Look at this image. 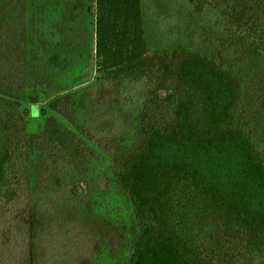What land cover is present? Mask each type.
I'll use <instances>...</instances> for the list:
<instances>
[{
  "label": "trees",
  "instance_id": "1",
  "mask_svg": "<svg viewBox=\"0 0 264 264\" xmlns=\"http://www.w3.org/2000/svg\"><path fill=\"white\" fill-rule=\"evenodd\" d=\"M85 1L93 17L94 72L141 83L155 111V123L122 159L117 176L137 225L127 264H223L215 254L226 247L245 264H264V151L247 128L237 73L200 53H151L141 0ZM208 4L195 0L194 11ZM255 7L259 21L231 34L264 60V0ZM9 19H0V206L13 207L15 155L26 144H40L51 160L57 152L50 165L65 172L80 143L39 107L41 132L26 134L16 114L28 66L26 32L18 18ZM56 61L49 58L51 66ZM36 94L29 89L30 107L38 106ZM60 99L49 108L71 121ZM69 192L79 199V180ZM203 220L217 226L220 247L213 254L198 230ZM3 251L0 264H7Z\"/></svg>",
  "mask_w": 264,
  "mask_h": 264
},
{
  "label": "rangeland",
  "instance_id": "2",
  "mask_svg": "<svg viewBox=\"0 0 264 264\" xmlns=\"http://www.w3.org/2000/svg\"><path fill=\"white\" fill-rule=\"evenodd\" d=\"M141 1L151 53H200L237 73L247 128L264 151V60L231 34L259 21L255 0H209L202 13L194 11L195 0ZM14 18L25 28L28 49L16 111L26 134L41 132L39 107L80 144L65 172L51 167L58 153L51 151V160L40 144L28 143L15 155L12 181L18 200L13 207L0 206V249L6 263L14 264L11 259L20 255L16 264H127L137 225L117 176L122 159L155 123L146 90L137 81L94 72L93 17L85 0H0V19ZM54 55L57 61L51 66ZM31 88L38 106L30 107ZM57 98L71 121L49 108ZM75 179L82 189L79 199L69 192ZM198 230L211 254L219 250L214 222L203 220ZM234 251L226 247L215 255L223 264H245Z\"/></svg>",
  "mask_w": 264,
  "mask_h": 264
}]
</instances>
